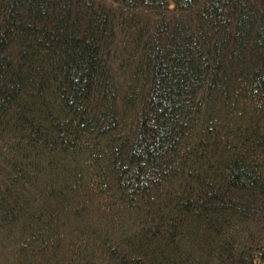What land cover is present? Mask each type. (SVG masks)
Here are the masks:
<instances>
[{
    "label": "trees",
    "instance_id": "obj_1",
    "mask_svg": "<svg viewBox=\"0 0 264 264\" xmlns=\"http://www.w3.org/2000/svg\"><path fill=\"white\" fill-rule=\"evenodd\" d=\"M0 264H264V0H0Z\"/></svg>",
    "mask_w": 264,
    "mask_h": 264
}]
</instances>
